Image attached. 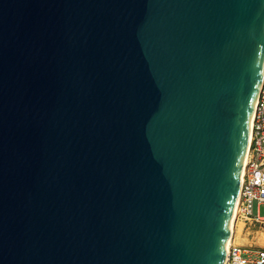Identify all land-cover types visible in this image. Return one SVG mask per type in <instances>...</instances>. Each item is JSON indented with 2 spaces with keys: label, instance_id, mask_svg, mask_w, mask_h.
<instances>
[{
  "label": "water",
  "instance_id": "obj_1",
  "mask_svg": "<svg viewBox=\"0 0 264 264\" xmlns=\"http://www.w3.org/2000/svg\"><path fill=\"white\" fill-rule=\"evenodd\" d=\"M264 72V0H0V264H224Z\"/></svg>",
  "mask_w": 264,
  "mask_h": 264
},
{
  "label": "built area",
  "instance_id": "obj_2",
  "mask_svg": "<svg viewBox=\"0 0 264 264\" xmlns=\"http://www.w3.org/2000/svg\"><path fill=\"white\" fill-rule=\"evenodd\" d=\"M255 205H264V72L251 119L247 158L235 206V225L224 264H264V246L238 245L234 242L237 236L235 226L239 221L244 224L245 234L250 238L264 230V214L254 212Z\"/></svg>",
  "mask_w": 264,
  "mask_h": 264
},
{
  "label": "rangeland",
  "instance_id": "obj_3",
  "mask_svg": "<svg viewBox=\"0 0 264 264\" xmlns=\"http://www.w3.org/2000/svg\"><path fill=\"white\" fill-rule=\"evenodd\" d=\"M258 212L261 215L264 214V205L256 206L254 208V212ZM235 230L237 232V236L235 238V244L238 245H252V246H264V230H260L258 234L255 235L254 238H250L245 234L244 224L239 221L235 226Z\"/></svg>",
  "mask_w": 264,
  "mask_h": 264
},
{
  "label": "bare ground",
  "instance_id": "obj_4",
  "mask_svg": "<svg viewBox=\"0 0 264 264\" xmlns=\"http://www.w3.org/2000/svg\"><path fill=\"white\" fill-rule=\"evenodd\" d=\"M247 150H248V148H247ZM246 158H247V153H246L245 160H246ZM234 220H235V211L233 213V218H232V231H231V235H233V230H234V225H235V221ZM231 241H232V239H231V236H230L229 242H231Z\"/></svg>",
  "mask_w": 264,
  "mask_h": 264
}]
</instances>
